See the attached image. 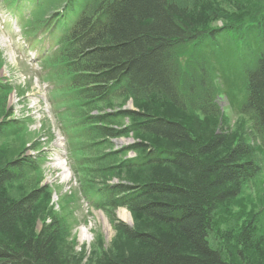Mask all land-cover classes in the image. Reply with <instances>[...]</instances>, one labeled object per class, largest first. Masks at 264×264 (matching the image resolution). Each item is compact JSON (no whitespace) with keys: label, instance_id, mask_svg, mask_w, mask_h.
Instances as JSON below:
<instances>
[{"label":"trees","instance_id":"trees-1","mask_svg":"<svg viewBox=\"0 0 264 264\" xmlns=\"http://www.w3.org/2000/svg\"><path fill=\"white\" fill-rule=\"evenodd\" d=\"M202 1L93 0L80 11L77 0L67 2L75 22L49 65L54 77L64 80L69 104L80 114L73 123L89 131V139L79 145L85 184L98 198L95 208L108 214L124 238L145 249L104 264H234L214 244L212 220L218 205L237 199L246 183L264 172V159L257 151L260 147L264 152V0H222L245 6L252 13L248 15L254 16L241 19L208 8ZM215 21L226 25L214 28ZM219 36L235 37L246 42L247 48L249 37L256 43L255 50L240 43L247 53L239 108L251 126L235 144L226 131L202 142L196 133L163 115H91L130 98L220 118V87L210 75L214 68L211 53L204 51L213 50ZM9 90L5 87L6 93ZM126 119L131 121L129 126H121ZM5 125L0 124V139L7 135ZM130 134L151 136L174 149L139 143L128 149L138 155L130 160H124L128 152L105 150L112 146L111 140ZM222 151V156L214 158ZM73 154L77 156L78 151ZM71 160L74 165L76 160ZM160 165L172 166L185 178H149L143 172ZM38 166L22 156L0 166V264H81L72 256L68 225L57 214L48 213L50 220L38 234L29 229L44 215L47 189L35 180L22 187L26 189L23 194L15 188ZM115 179L118 184L111 183ZM118 209L177 234L170 238L152 231L137 232L115 219ZM235 264L248 263L239 258Z\"/></svg>","mask_w":264,"mask_h":264},{"label":"rangeland","instance_id":"rangeland-1","mask_svg":"<svg viewBox=\"0 0 264 264\" xmlns=\"http://www.w3.org/2000/svg\"><path fill=\"white\" fill-rule=\"evenodd\" d=\"M39 1L23 0L21 11L16 9L19 0H9V8H4L0 2V13H2L0 23L3 21L2 26L4 25V32L0 31V42L1 35L3 37L6 33L15 36L22 35L21 38L27 41L32 39L33 37H28L30 29L26 26L27 23L30 22V26H34L35 23L45 20L48 14L62 7L66 0H44L42 10L37 9ZM77 1L76 9L80 11L82 5L86 8L93 0ZM202 2L205 5L209 4L208 8L224 10L228 15L236 16L238 19L244 16L254 17L248 15L252 13L247 7L246 10L245 6L241 7L235 3L230 4L222 0H203ZM253 9L256 10V8ZM71 17L72 15L68 17V20ZM5 21L7 24H4ZM223 24L226 25V22L215 21L212 27H221ZM43 26L42 29H44ZM34 30L37 31L35 38H42L47 42H43V54L54 51L56 37L48 41L47 28L42 31ZM226 40L227 38L218 39L213 46L216 55L213 57L214 68L210 69L213 82L220 87L219 90L222 92L221 99L217 100L218 106L222 109L220 118H207L198 112L177 111L170 105L151 106L130 98L117 100L113 102L112 109L99 112L102 114L137 112L144 115H163L196 133L202 142L226 131L232 139L231 144H235L242 131L251 126L249 118L240 112V108H237L244 96L246 68L242 62L245 61L247 52L246 49L240 51L235 49L234 51V47L241 42L246 45V48L247 44L236 40L235 37L229 38V41ZM41 44V42H35L32 45L35 49L32 51L36 52L40 49ZM254 44H256L255 40L249 37L247 50H255L253 49ZM204 51L211 53L212 49L204 48ZM42 57L39 62L40 70L35 72L33 69L36 68L32 69L20 47L11 50L7 45L0 43V124L15 118L19 121L13 124L16 131L13 130L14 126H11L7 129V135L0 139V166H5L10 159L17 156L20 158L34 153L39 159V166L33 174H30L26 182L16 186L15 191L18 193L25 191L26 189L22 187L28 186L26 183L31 180L40 181L41 187L47 189V195L43 199V204L46 205L44 215L42 219L34 220L29 229H33V234H38L45 222L48 223L50 220L48 213L57 214L68 225L72 256L77 258L81 264H104L109 259L137 255L145 250L143 245L124 238L115 229L108 214L95 208L98 198L94 196L92 189L89 190L90 186L85 184L87 180L84 174L85 166L81 165L83 153L79 150V145L83 146L89 138H81L76 124L73 123V119L79 117L80 114H75L76 110H73L75 106L69 104L70 96L54 94L55 90L64 84H57L52 78L50 65H46V60ZM5 87L10 89L9 92L6 93ZM234 92L239 96V102L235 105L230 104L227 98ZM130 123L131 121L126 119L121 126L128 127ZM111 143L112 146L105 150L128 152L124 160L138 157L135 152L128 149L139 143L162 150L174 149V146L167 142L145 135L130 134L127 137L113 139ZM74 151H78L77 156L72 155ZM257 151L264 159V152L260 147ZM222 154H224L223 151L221 155L218 152L214 158ZM71 157L76 160L74 165ZM262 167L264 168V165ZM143 172L149 178L156 176L185 178L184 174L182 176L170 165L153 166ZM111 183L118 184L119 180L115 179ZM123 211L129 214V220H122L118 217V214ZM115 219L137 232L152 231V233L163 234L170 238L177 234L168 233L172 230L164 225L149 224L139 217L135 218L126 209L116 210ZM212 239L215 241L214 244L224 251L228 260L234 264L239 258L248 264H264V172L259 179L247 182L243 194L237 199L216 207L212 220Z\"/></svg>","mask_w":264,"mask_h":264},{"label":"bare ground","instance_id":"bare-ground-1","mask_svg":"<svg viewBox=\"0 0 264 264\" xmlns=\"http://www.w3.org/2000/svg\"><path fill=\"white\" fill-rule=\"evenodd\" d=\"M221 38H225L224 36H219L218 38H217V40L216 41H218V39H221ZM211 49V48H210ZM215 50H214V48H213V50L211 51V56L212 57H215ZM242 60V59H241ZM243 63V62H242ZM246 82V80H244V83ZM244 88H245V84H244ZM235 93V92H234ZM118 217L120 218V219H122V220H129V214L127 213V212H125V211H123V212H120L119 214H118Z\"/></svg>","mask_w":264,"mask_h":264}]
</instances>
